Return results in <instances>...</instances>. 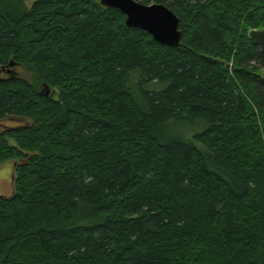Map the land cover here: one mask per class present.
I'll return each mask as SVG.
<instances>
[{
	"label": "trees",
	"instance_id": "16d2710c",
	"mask_svg": "<svg viewBox=\"0 0 264 264\" xmlns=\"http://www.w3.org/2000/svg\"><path fill=\"white\" fill-rule=\"evenodd\" d=\"M137 1L0 0V264H264V0Z\"/></svg>",
	"mask_w": 264,
	"mask_h": 264
},
{
	"label": "water",
	"instance_id": "95a60500",
	"mask_svg": "<svg viewBox=\"0 0 264 264\" xmlns=\"http://www.w3.org/2000/svg\"><path fill=\"white\" fill-rule=\"evenodd\" d=\"M99 3L103 7L119 9L125 15L127 27L143 30L155 42L173 47L181 45L180 19L167 6L160 3L142 4L137 0H99ZM248 36L264 53V28H253ZM261 79L264 80V69Z\"/></svg>",
	"mask_w": 264,
	"mask_h": 264
},
{
	"label": "rangeland",
	"instance_id": "374dc122",
	"mask_svg": "<svg viewBox=\"0 0 264 264\" xmlns=\"http://www.w3.org/2000/svg\"><path fill=\"white\" fill-rule=\"evenodd\" d=\"M32 1L33 0H26V3L30 5ZM11 74L17 75L18 77L27 80H31L32 78V74L28 72L23 66L12 65L0 71V76L2 77H8ZM23 121V119L15 117H9L7 119H4L0 121V132L4 131L10 126H16L17 124ZM190 130L192 131V129ZM17 165L18 163L14 161H9L0 164V195L9 197L13 193V180L15 178V169Z\"/></svg>",
	"mask_w": 264,
	"mask_h": 264
}]
</instances>
